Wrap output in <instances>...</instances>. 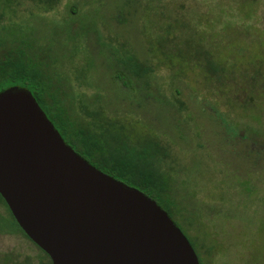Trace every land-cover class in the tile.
Segmentation results:
<instances>
[{"label":"rangeland","instance_id":"obj_1","mask_svg":"<svg viewBox=\"0 0 264 264\" xmlns=\"http://www.w3.org/2000/svg\"><path fill=\"white\" fill-rule=\"evenodd\" d=\"M246 1L159 0L153 12L151 0H61L52 12L21 1L16 17H5L44 41L69 87L89 100L101 94L111 116L136 121V134L148 132L168 147L171 217L204 264H264V97L244 103L264 74V0ZM168 19L186 22L172 28L182 56L159 54L173 67L155 60L148 94L144 82L136 91L124 88L114 78V66L121 67L114 47L151 65V48L172 47L162 35ZM200 32L205 45L198 35L189 38ZM202 51L230 65L225 90L195 65ZM40 253L21 234L0 235V254L13 255L14 264H39Z\"/></svg>","mask_w":264,"mask_h":264},{"label":"water","instance_id":"obj_2","mask_svg":"<svg viewBox=\"0 0 264 264\" xmlns=\"http://www.w3.org/2000/svg\"><path fill=\"white\" fill-rule=\"evenodd\" d=\"M0 194L52 264H201L156 201L75 153L20 87L0 93Z\"/></svg>","mask_w":264,"mask_h":264},{"label":"trees","instance_id":"obj_3","mask_svg":"<svg viewBox=\"0 0 264 264\" xmlns=\"http://www.w3.org/2000/svg\"><path fill=\"white\" fill-rule=\"evenodd\" d=\"M21 1L32 2L38 12L40 10L55 11L61 2V0H0V93L15 87L30 91L75 153L101 172L144 192L171 217V206L175 203L169 198L171 186L168 172L163 170L165 162L171 159L168 147L157 136L148 132L144 136L136 134L131 127V124L136 121L132 119L125 121L118 116H111L107 105H103L101 94L89 100L85 98V94H80L69 87L62 72L54 70L53 61L45 56L43 40L25 33L23 27L13 21V18L8 20L9 24H5L8 13L16 17L15 7ZM157 1L159 0H151L152 12L160 10ZM247 3L246 1L241 4L247 9L249 7ZM71 10L75 12L76 7H71ZM30 16L34 17L36 14L30 13ZM122 22L123 20H120V23ZM166 22L163 25L166 26V30L162 35L165 36L168 44H172V47L170 49L158 47L155 50L151 48V65L141 62L132 51L130 53L127 50L129 55H125L124 45H121L119 50L114 47L117 56L121 57V67L114 66L113 70L117 71L114 78L120 84L123 83L124 88L136 91L140 86L139 82H144L145 86L143 85L142 90L148 94V87L151 85L150 75L153 77L157 67L154 64L155 60L157 65H171L166 64L162 59L158 60L159 54L163 57L182 56L181 50L176 51L174 45L178 38L175 35L177 30L172 31V28L175 22L182 23L184 26L186 22L184 23L181 19L173 20V22L168 19ZM25 23L23 22L24 26ZM189 25L190 22H188ZM94 28L89 29L94 30ZM197 35L199 38L201 32L195 35L192 33L189 38ZM202 35L204 36L200 37L198 42L205 45L204 37L207 34L202 33ZM105 55L109 56L108 52ZM196 58L195 65L202 71L208 82L216 81L220 84L221 90L230 86L231 74L228 71L230 65L227 62L217 59V56L209 51L197 53ZM257 78L260 80L261 87L252 90L253 95L244 101L245 104H256L257 99L264 97V74L261 73ZM152 95L151 93V97ZM0 204L6 208L5 214L0 212V235L21 234L32 242L14 218L1 194ZM189 241L195 249L194 243L190 239ZM36 247L41 252L38 256L39 264H52L50 257L38 246ZM195 251L200 263L204 264L196 249ZM199 251H201L200 248ZM14 263L13 255L0 254V264ZM27 264L30 262L28 261Z\"/></svg>","mask_w":264,"mask_h":264}]
</instances>
